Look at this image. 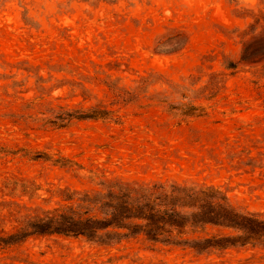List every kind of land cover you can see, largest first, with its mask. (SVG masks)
<instances>
[{
    "label": "rangeland",
    "instance_id": "1",
    "mask_svg": "<svg viewBox=\"0 0 264 264\" xmlns=\"http://www.w3.org/2000/svg\"><path fill=\"white\" fill-rule=\"evenodd\" d=\"M263 13L264 0H0V231L116 182L212 187L264 218V65H237ZM0 264H264V241L199 254L53 234Z\"/></svg>",
    "mask_w": 264,
    "mask_h": 264
},
{
    "label": "trees",
    "instance_id": "2",
    "mask_svg": "<svg viewBox=\"0 0 264 264\" xmlns=\"http://www.w3.org/2000/svg\"><path fill=\"white\" fill-rule=\"evenodd\" d=\"M264 21V13L256 21ZM264 65V30L245 43L237 65ZM235 68V67H230ZM264 68V66H263ZM85 120L86 114L68 115ZM19 206L7 210L13 216ZM7 208L0 203V218ZM17 213V212H16ZM13 231H0V253L45 235L83 237L101 245L144 239L151 246L195 250L199 254L264 241V218L240 214L212 187L116 182L96 195L84 193L68 210L28 213ZM217 228L234 234H213Z\"/></svg>",
    "mask_w": 264,
    "mask_h": 264
}]
</instances>
